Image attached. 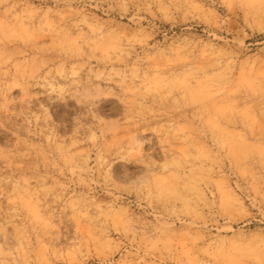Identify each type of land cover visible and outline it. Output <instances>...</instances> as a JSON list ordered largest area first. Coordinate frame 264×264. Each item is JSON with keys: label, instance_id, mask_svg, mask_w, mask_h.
<instances>
[{"label": "rangeland", "instance_id": "1", "mask_svg": "<svg viewBox=\"0 0 264 264\" xmlns=\"http://www.w3.org/2000/svg\"><path fill=\"white\" fill-rule=\"evenodd\" d=\"M0 264H264V0H0Z\"/></svg>", "mask_w": 264, "mask_h": 264}]
</instances>
